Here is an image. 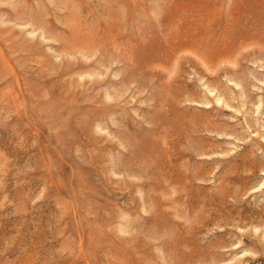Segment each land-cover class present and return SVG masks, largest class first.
I'll return each mask as SVG.
<instances>
[{
	"label": "rangeland",
	"instance_id": "obj_1",
	"mask_svg": "<svg viewBox=\"0 0 264 264\" xmlns=\"http://www.w3.org/2000/svg\"><path fill=\"white\" fill-rule=\"evenodd\" d=\"M0 264H264V0H0Z\"/></svg>",
	"mask_w": 264,
	"mask_h": 264
}]
</instances>
